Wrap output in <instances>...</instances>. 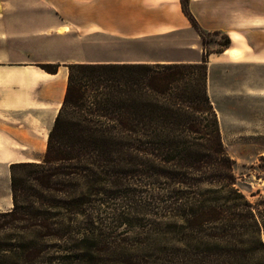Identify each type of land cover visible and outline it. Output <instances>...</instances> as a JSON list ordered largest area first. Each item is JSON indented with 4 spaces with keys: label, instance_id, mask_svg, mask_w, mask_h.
<instances>
[{
    "label": "trees",
    "instance_id": "trees-1",
    "mask_svg": "<svg viewBox=\"0 0 264 264\" xmlns=\"http://www.w3.org/2000/svg\"><path fill=\"white\" fill-rule=\"evenodd\" d=\"M39 66L56 72V65ZM66 66L65 93L43 155L9 164L11 207L0 211V264H11L16 250L33 243L27 236L58 232L62 225L53 218L91 214L89 205L98 186L111 182L114 165L137 155L148 184L172 189L162 211L185 231L212 237L249 231L264 251V214L235 186L204 54L198 62ZM259 160L264 171V154Z\"/></svg>",
    "mask_w": 264,
    "mask_h": 264
},
{
    "label": "crops",
    "instance_id": "crops-1",
    "mask_svg": "<svg viewBox=\"0 0 264 264\" xmlns=\"http://www.w3.org/2000/svg\"><path fill=\"white\" fill-rule=\"evenodd\" d=\"M184 10L202 32L229 39L238 34L253 58L264 50V0H0V139L10 142L5 149L43 154L68 63L200 61L202 40ZM172 39L171 52H161ZM234 45L230 39L228 48ZM225 49L209 52L208 75L214 64H237ZM253 58L243 61L264 64ZM40 64L56 65V72ZM207 88L209 94V79Z\"/></svg>",
    "mask_w": 264,
    "mask_h": 264
},
{
    "label": "rangeland",
    "instance_id": "rangeland-1",
    "mask_svg": "<svg viewBox=\"0 0 264 264\" xmlns=\"http://www.w3.org/2000/svg\"><path fill=\"white\" fill-rule=\"evenodd\" d=\"M196 31L207 61L209 52L226 46L225 34ZM173 42L161 45V52L170 53ZM233 43L235 57L224 55L237 64L211 66L209 96L218 113L223 145L234 162L235 186L264 214V171L259 160L264 154V64L244 62L254 57L251 49ZM259 58L264 59V50L253 59ZM9 143L0 139V211L11 207L9 164L43 155L10 154L5 149ZM114 166L111 182L98 186L89 205L91 214L53 218L50 222H58L61 229L45 237L27 236L33 243L16 250L11 264H264L259 238L249 231L212 237L209 231H185L180 221L168 217L162 210L167 204L164 196L172 189L148 184L142 175V155ZM260 240L264 244L263 234Z\"/></svg>",
    "mask_w": 264,
    "mask_h": 264
},
{
    "label": "bare ground",
    "instance_id": "bare-ground-1",
    "mask_svg": "<svg viewBox=\"0 0 264 264\" xmlns=\"http://www.w3.org/2000/svg\"><path fill=\"white\" fill-rule=\"evenodd\" d=\"M230 39L233 42L240 43V38L236 34L231 33L230 34ZM223 54H226L229 57H235V55L237 53H236V50L235 49H233V48H227V49H225V51L223 52Z\"/></svg>",
    "mask_w": 264,
    "mask_h": 264
}]
</instances>
